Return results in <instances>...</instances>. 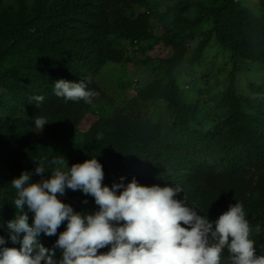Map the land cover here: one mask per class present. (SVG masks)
Listing matches in <instances>:
<instances>
[{
    "label": "trees",
    "instance_id": "obj_1",
    "mask_svg": "<svg viewBox=\"0 0 264 264\" xmlns=\"http://www.w3.org/2000/svg\"><path fill=\"white\" fill-rule=\"evenodd\" d=\"M4 1L0 0V236L7 241L5 247H20L10 241L7 230L17 215L12 180L28 171L33 182L39 181L36 161L44 162L48 178L54 158L65 159L71 167L96 156L104 171L102 184L110 187L121 177L125 183L135 177L147 186L179 185L183 191L178 198L185 197L211 221L230 205L241 203L252 228L255 254L264 255V108L260 101L238 95L234 86L240 63L264 66V0H259V15L238 0H222L211 7L198 0H174L168 11L175 28L186 26L184 36L175 30L155 36L148 15L133 12L146 0H16L10 8ZM191 12L196 16L187 19ZM205 20H210V27L201 31ZM194 38L198 42L188 56L186 42ZM118 41L167 48L162 76L138 90L124 108L98 116L65 152L62 146L104 96L97 79L106 63H132ZM212 43L230 58L228 86L220 97L228 112L212 130L202 133L192 127L199 107L183 100L175 73L185 61L199 63ZM59 79L85 80L98 96L91 104L65 103L53 92ZM248 89L256 96L264 94L263 86L250 84ZM35 95L44 96L38 107L35 101L29 103ZM159 102L165 112L155 117L150 107ZM40 116L48 120L41 132L34 126ZM205 158L220 170L202 162ZM58 198L77 212L98 210L94 198L79 190H66ZM31 219L29 213L30 224ZM65 228L66 222L54 236L41 234L40 242L52 248ZM108 250L106 246L98 254ZM56 258H61L59 249Z\"/></svg>",
    "mask_w": 264,
    "mask_h": 264
},
{
    "label": "clouds",
    "instance_id": "obj_2",
    "mask_svg": "<svg viewBox=\"0 0 264 264\" xmlns=\"http://www.w3.org/2000/svg\"><path fill=\"white\" fill-rule=\"evenodd\" d=\"M53 92L65 103L91 104L98 96L85 80H56ZM33 101L38 107L44 96L35 95L29 103ZM46 124V117L34 119L39 132ZM49 164L55 167L48 178H44L48 172L44 162L36 161L39 181L33 182V173L24 171L11 182L17 215L7 223V230L10 241L20 247H5L7 241L0 236V264H264V255L255 254L252 228L239 202L211 221L189 206L185 197L178 198L183 191L179 185L147 186L135 177L125 183L121 177L109 187L102 184L104 171L96 156L71 167L59 158ZM66 190L93 197L98 210L74 211L58 198ZM65 222L53 247L46 248L40 235H56ZM255 231L259 233L260 227ZM106 246L109 250L98 254ZM56 249L61 252L59 259ZM225 252L227 259L222 260Z\"/></svg>",
    "mask_w": 264,
    "mask_h": 264
},
{
    "label": "rangeland",
    "instance_id": "obj_3",
    "mask_svg": "<svg viewBox=\"0 0 264 264\" xmlns=\"http://www.w3.org/2000/svg\"><path fill=\"white\" fill-rule=\"evenodd\" d=\"M206 7L219 4L222 0H198ZM242 5L250 8L257 15L262 10L259 0H238ZM16 0H5L6 8L15 5ZM174 0H146L145 6H134L133 12L145 13L149 17L152 32L155 36H161L165 32L175 30L184 36L187 32L185 25L175 28L171 13L168 8L174 4ZM195 12L186 15L187 19H193ZM210 27V20H205L200 25L204 31ZM198 42V38L187 40L188 56H190ZM117 46L122 48L132 60L129 64L106 63L101 70L97 82L104 96L99 99L87 112L81 121L77 133L70 141L62 146L67 152L75 143L82 139L83 134L100 115H111L116 109H122L133 98L137 91L147 86L162 76L161 60L169 50L163 45L141 43L136 47L130 46L125 41H118ZM231 69L229 54L211 44L197 64L183 62L176 69V80L180 87V95L186 103L196 104L199 112L196 115L192 127L202 133L212 130L224 119L227 108L220 104V97L228 86V73ZM254 84L264 87V66L240 63L235 75V90L238 95L248 96L260 101L264 108V94L256 96L252 94L248 86ZM155 117L165 112V105L159 102L151 106ZM202 162L220 170V167L210 159Z\"/></svg>",
    "mask_w": 264,
    "mask_h": 264
},
{
    "label": "built area",
    "instance_id": "obj_4",
    "mask_svg": "<svg viewBox=\"0 0 264 264\" xmlns=\"http://www.w3.org/2000/svg\"><path fill=\"white\" fill-rule=\"evenodd\" d=\"M136 47V46H135Z\"/></svg>",
    "mask_w": 264,
    "mask_h": 264
}]
</instances>
